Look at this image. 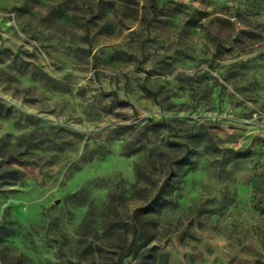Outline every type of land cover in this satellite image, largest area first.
<instances>
[{
	"label": "rangeland",
	"instance_id": "374dc122",
	"mask_svg": "<svg viewBox=\"0 0 264 264\" xmlns=\"http://www.w3.org/2000/svg\"><path fill=\"white\" fill-rule=\"evenodd\" d=\"M0 264H264V0H0Z\"/></svg>",
	"mask_w": 264,
	"mask_h": 264
},
{
	"label": "trees",
	"instance_id": "16d2710c",
	"mask_svg": "<svg viewBox=\"0 0 264 264\" xmlns=\"http://www.w3.org/2000/svg\"><path fill=\"white\" fill-rule=\"evenodd\" d=\"M12 173L22 176V173L19 170H13Z\"/></svg>",
	"mask_w": 264,
	"mask_h": 264
}]
</instances>
